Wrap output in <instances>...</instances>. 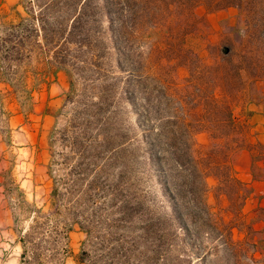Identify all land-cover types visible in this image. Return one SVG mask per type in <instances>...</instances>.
<instances>
[{
  "label": "rangeland",
  "instance_id": "rangeland-1",
  "mask_svg": "<svg viewBox=\"0 0 264 264\" xmlns=\"http://www.w3.org/2000/svg\"><path fill=\"white\" fill-rule=\"evenodd\" d=\"M52 1L0 0V264H160L155 256L163 251L157 253L162 239L178 264H259L253 262L260 258L258 252L240 251L230 241L245 237L238 225L264 218V210L258 209L264 208V164L257 162L263 167L258 169L252 163V144L264 140V80L256 83L251 101L233 102V145L241 148L231 158L243 171L240 179L248 183L245 200L234 198L228 206L230 200L216 191L213 176L206 178L207 191L198 200L181 182L186 171L165 150L169 133L156 129L176 114L168 93L158 97L161 122L154 113L148 119L144 111V90L154 88L152 98L158 93L150 79L132 77L127 85L144 116L131 102H117L121 82L116 81L119 70L108 14L96 13L85 24L92 41L103 38L90 48L79 42L80 36H70V2L47 8ZM198 12L208 23L211 54L238 45L245 28L239 8L199 7ZM127 21L129 44H146L142 28L149 22L130 13ZM99 46H104L102 54ZM210 50L201 53L208 62ZM138 60L131 51L125 61L139 75ZM187 76L188 67L179 65L170 78L182 84ZM111 89H117L116 96L102 101L101 93ZM142 117L152 130L142 129ZM256 125L260 127L254 129ZM147 136L161 139L154 149L165 156L172 189L182 187L180 206L189 230L177 226L183 222L174 218L172 206L160 195L157 168L148 162ZM194 142L203 147L211 139L207 132H198ZM263 225L256 222L253 228ZM257 237L250 235V240ZM192 244L208 253L204 259L196 257Z\"/></svg>",
  "mask_w": 264,
  "mask_h": 264
},
{
  "label": "trees",
  "instance_id": "trees-1",
  "mask_svg": "<svg viewBox=\"0 0 264 264\" xmlns=\"http://www.w3.org/2000/svg\"><path fill=\"white\" fill-rule=\"evenodd\" d=\"M58 1L63 0H55ZM70 2L73 11V21L70 26V36H80V43H85L94 48L103 42V38L92 41L91 29L85 24L94 21L92 18L96 13L108 14L111 31V47L114 49L116 67L119 70L117 83L121 82V91L117 102H131L136 113L144 116L143 110L134 100V95L129 86L132 77L150 79L153 87H157L156 98H152L153 89L144 90V111L148 119L154 113L160 122L163 121V109L160 105V93H168L171 101L175 104L173 109L176 112L171 116L172 121L161 122L156 129L158 133H169V140L165 150L172 153L178 167L184 171V185L186 191L200 200L207 191L206 178L213 176L217 180L215 187L220 195L226 196L231 206L234 198L243 201L246 198L248 183L237 176L235 164L232 161V154L241 148L233 138L236 132L237 123L232 117L233 102L237 99L251 101L256 96V83L264 80V0H65ZM100 1V3H99ZM50 2V5L56 4ZM235 6L239 8L245 25L243 37L235 47H228L216 50L211 54L210 45L207 40L206 28L208 26L205 14L198 12L199 7L206 10L222 9ZM46 8V9H47ZM134 14L138 21L149 22L142 31L149 41L144 45L132 47L128 42V21L127 16ZM80 33L81 35H78ZM151 39V40H150ZM97 40H101L98 41ZM97 49L101 54L104 46ZM95 50V49H94ZM210 50L212 62H208L201 53ZM131 51L137 53L139 60L135 69L128 68L126 61L131 56ZM179 65L188 67V76L182 84L174 82L170 78L171 73ZM167 77V79H166ZM114 84V83H112ZM111 84V85H112ZM162 87V88H161ZM117 89L109 93H101L100 98L106 102L116 96ZM198 109V115H192V111ZM180 112V113H177ZM174 118V119H173ZM151 120V119H150ZM145 117H142L140 126L143 130L150 131L152 127L146 125ZM198 132H207L211 142L203 147H197L194 136ZM179 133V135H176ZM224 139L223 143L213 142ZM149 147L148 162L157 168L160 195L172 206V215L182 226L189 230L186 219L182 213L180 199L182 187L177 185L172 189L167 180L166 171L163 166L165 156L161 155L154 146L161 143L159 138L147 136L145 139ZM256 149V156L252 163L258 169L263 168L257 165L261 161L264 164V140L252 144ZM249 149L251 152L252 150ZM153 148V149H152ZM119 151V148H118ZM251 156L252 152H251ZM253 158V157H252ZM252 179L255 174L251 171ZM135 186V184H132ZM181 185V184H180ZM176 188V189H175ZM193 197V198H194ZM194 198V199H195ZM241 203V204H242ZM204 205V204H203ZM205 212L209 208L205 203ZM263 211L264 208H258ZM264 222V218H254L248 225L241 224L236 228L245 232V237L240 241H230L240 247V251L258 252L260 258L253 260L255 263L264 264V225L255 230L253 224ZM155 227V223H150ZM232 227H229V233ZM226 229V226L223 228ZM222 229V230H223ZM228 229V227H227ZM155 231L152 228L153 233ZM150 233V232H148ZM259 234L257 239L250 240V235ZM154 237V234H152ZM155 238V237H154ZM166 239L159 240L157 260L161 258L160 264H178L167 251L170 248ZM229 239L227 240V242ZM190 248V243L188 244ZM195 255L204 259L208 253L198 251L192 244ZM217 248V246L215 247ZM179 260V257L176 256ZM83 261V257H80ZM158 264V262L156 263Z\"/></svg>",
  "mask_w": 264,
  "mask_h": 264
},
{
  "label": "crops",
  "instance_id": "crops-1",
  "mask_svg": "<svg viewBox=\"0 0 264 264\" xmlns=\"http://www.w3.org/2000/svg\"><path fill=\"white\" fill-rule=\"evenodd\" d=\"M238 120H241V119H236V121L238 122ZM249 120H247V122H248ZM244 121L243 120H241L240 121V123H243ZM254 122V121H253ZM260 127V125H256L255 126V128L254 129H256V128H259ZM242 153H245V151H242ZM235 170H236V172H237V176L239 177V178H241L240 177V174L243 172L242 170H240V169H238V167H237V165H235ZM246 180H251L250 179V177L247 175L246 177ZM251 178H252V176H251ZM242 180V179H241ZM253 180V179H252Z\"/></svg>",
  "mask_w": 264,
  "mask_h": 264
}]
</instances>
